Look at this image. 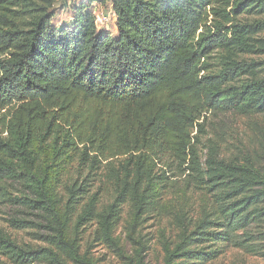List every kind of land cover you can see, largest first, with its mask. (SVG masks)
I'll return each mask as SVG.
<instances>
[{
	"label": "trees",
	"instance_id": "16d2710c",
	"mask_svg": "<svg viewBox=\"0 0 264 264\" xmlns=\"http://www.w3.org/2000/svg\"><path fill=\"white\" fill-rule=\"evenodd\" d=\"M262 36L264 0H0V208L37 243L0 228V258L148 264L155 215L175 234L160 264L264 260V174L208 129L264 116Z\"/></svg>",
	"mask_w": 264,
	"mask_h": 264
},
{
	"label": "rangeland",
	"instance_id": "374dc122",
	"mask_svg": "<svg viewBox=\"0 0 264 264\" xmlns=\"http://www.w3.org/2000/svg\"><path fill=\"white\" fill-rule=\"evenodd\" d=\"M99 11L103 16H110V18L113 19V14L107 7H103ZM105 28L113 32L112 21L109 22ZM254 58L258 61L264 60L263 56H256ZM209 117V131H212L210 126L216 128L220 135L226 140L223 142L224 155L227 157L239 155L241 159L248 158L256 162L258 168L264 174V116L257 118H242L228 113L218 116L212 114ZM195 200H197V196L194 197L193 201L195 202ZM10 215H13L11 208H0V228L10 233L20 242L37 244L32 240V235H30V233L14 231L8 227L5 220L10 218ZM128 222L129 214L128 210L125 209L123 213V223L116 236L120 240L121 245L124 246L128 252H131L132 244L128 241L126 233V225ZM137 232L140 234L139 236L143 238V242L148 248L147 263L160 264L163 258L162 244L164 242H171L175 239L170 220L165 217L159 218L154 215L138 226ZM84 246L88 247L86 244ZM91 253L95 260L98 261V264H122L114 255L103 247L91 246ZM0 264L9 263L0 258ZM206 264H264V260L250 256L243 251L230 248L225 249L224 253L217 260Z\"/></svg>",
	"mask_w": 264,
	"mask_h": 264
},
{
	"label": "built area",
	"instance_id": "2783aa9c",
	"mask_svg": "<svg viewBox=\"0 0 264 264\" xmlns=\"http://www.w3.org/2000/svg\"><path fill=\"white\" fill-rule=\"evenodd\" d=\"M96 22L99 27L105 28L110 22V16H103V14L96 13Z\"/></svg>",
	"mask_w": 264,
	"mask_h": 264
},
{
	"label": "crops",
	"instance_id": "0c3cea01",
	"mask_svg": "<svg viewBox=\"0 0 264 264\" xmlns=\"http://www.w3.org/2000/svg\"><path fill=\"white\" fill-rule=\"evenodd\" d=\"M114 28H115V25H114ZM115 30V29H114Z\"/></svg>",
	"mask_w": 264,
	"mask_h": 264
}]
</instances>
